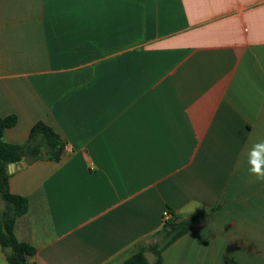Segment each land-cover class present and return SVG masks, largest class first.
<instances>
[{
	"label": "crops",
	"instance_id": "obj_1",
	"mask_svg": "<svg viewBox=\"0 0 264 264\" xmlns=\"http://www.w3.org/2000/svg\"><path fill=\"white\" fill-rule=\"evenodd\" d=\"M10 115L8 143L39 121L66 142L10 173L37 264H121L162 239L165 210L199 218L162 264H264V182L246 165L264 139V0H0Z\"/></svg>",
	"mask_w": 264,
	"mask_h": 264
},
{
	"label": "trees",
	"instance_id": "obj_2",
	"mask_svg": "<svg viewBox=\"0 0 264 264\" xmlns=\"http://www.w3.org/2000/svg\"><path fill=\"white\" fill-rule=\"evenodd\" d=\"M18 118L15 115L0 117V245L6 254L8 264H37L31 258L37 253L34 245L21 241L15 234L16 222L19 217L29 210L28 197L17 195L10 190V164H18L29 155L36 161L59 162L65 156L66 142L62 136L50 125L39 121L31 129L25 144H11L4 140V132L16 126ZM217 207L211 211L214 212ZM199 217L180 219L176 217L164 224L160 234L161 240L148 244H140L137 250L121 264H162L163 251L190 232ZM174 227H171L172 224ZM154 254L155 261L150 263L146 253Z\"/></svg>",
	"mask_w": 264,
	"mask_h": 264
},
{
	"label": "clouds",
	"instance_id": "obj_3",
	"mask_svg": "<svg viewBox=\"0 0 264 264\" xmlns=\"http://www.w3.org/2000/svg\"><path fill=\"white\" fill-rule=\"evenodd\" d=\"M246 165L249 175L264 182V139L251 144L246 153Z\"/></svg>",
	"mask_w": 264,
	"mask_h": 264
},
{
	"label": "water",
	"instance_id": "obj_4",
	"mask_svg": "<svg viewBox=\"0 0 264 264\" xmlns=\"http://www.w3.org/2000/svg\"><path fill=\"white\" fill-rule=\"evenodd\" d=\"M33 162H34V157L29 155V156L25 157L23 159V161L18 163V164H10L8 167V171H9V173H13L16 170H20V169H23L27 166H30ZM174 226H175V224L173 223L171 225V227H174Z\"/></svg>",
	"mask_w": 264,
	"mask_h": 264
},
{
	"label": "built area",
	"instance_id": "obj_5",
	"mask_svg": "<svg viewBox=\"0 0 264 264\" xmlns=\"http://www.w3.org/2000/svg\"><path fill=\"white\" fill-rule=\"evenodd\" d=\"M176 218V214H174L171 210H165L162 215L163 224H167Z\"/></svg>",
	"mask_w": 264,
	"mask_h": 264
}]
</instances>
